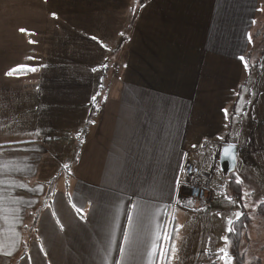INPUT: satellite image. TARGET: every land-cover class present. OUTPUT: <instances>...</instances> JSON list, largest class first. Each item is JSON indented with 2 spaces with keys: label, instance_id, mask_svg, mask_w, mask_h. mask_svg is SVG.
Returning <instances> with one entry per match:
<instances>
[{
  "label": "crops",
  "instance_id": "1",
  "mask_svg": "<svg viewBox=\"0 0 264 264\" xmlns=\"http://www.w3.org/2000/svg\"><path fill=\"white\" fill-rule=\"evenodd\" d=\"M263 5L0 0V39L27 46L0 57V264H221L224 246L179 236L173 257V232L215 199L186 197L185 168L199 163L210 190L225 145L245 199L264 201L249 183L264 177V82L256 101L248 88ZM18 66L38 71L9 77Z\"/></svg>",
  "mask_w": 264,
  "mask_h": 264
},
{
  "label": "rangeland",
  "instance_id": "2",
  "mask_svg": "<svg viewBox=\"0 0 264 264\" xmlns=\"http://www.w3.org/2000/svg\"><path fill=\"white\" fill-rule=\"evenodd\" d=\"M134 2L132 1L131 6L133 7ZM4 4L2 6V9H4ZM264 6V5H263ZM135 8L133 9L134 12ZM132 11V9H131ZM136 13V12H135ZM264 13V10H263ZM0 16H3V10H0ZM259 24L257 26V31H261V34L264 33V14H260V19H259ZM1 22V21H0ZM7 26V25H6ZM37 24L33 25L34 28H37ZM131 28V27H130ZM128 29L126 31L127 33H131V29ZM4 30V25L0 24V31ZM39 31H41V29H39ZM36 32V30L34 31ZM264 34H262L263 36ZM124 36V35H123ZM261 39L258 40V42H255V46L258 44H262L264 43V36ZM32 41L31 43L29 42L28 45H30L29 47L33 46L32 44H35L34 40H30ZM24 44V40H22V43H20V41H17L16 43H12V41H6L4 39H0V57L3 55V57H6L5 55L9 54L11 50H21L22 49H26L27 46L23 45ZM12 47V49H11ZM40 48V47H37ZM262 49V48H261ZM258 52H256L251 58H249V63L252 67V71H251V76L249 78V83H248V88L249 90H252V97L254 99V101H256L260 96V87L261 84L264 82V58L260 57V50H257ZM113 57V56H112ZM21 58L23 59V57H19L18 55L16 57H13L14 62L16 61V64L19 65L21 64ZM119 57H113L112 60L110 61V63L108 64V66L105 68H103V70H100L96 73L97 77H99V80L101 81V77L102 80H104V85H109L110 79L113 75V70L112 68H116V69H120L119 65H120V61L116 62V60H118ZM260 69H261V73H260ZM35 77L37 73H33ZM76 80L82 79V80H87L90 79V76L88 74V72H83L82 76L79 77V74L76 75L75 77ZM84 82V81H82ZM102 83H100L101 85ZM263 97H264V93H263ZM243 104L241 102H239L237 104V108H242ZM236 108V110H237ZM236 113H238L239 116V112L236 111ZM236 116V115H235ZM236 116V117H238ZM236 125V118L234 120V127ZM224 139H228V135L224 136ZM204 155V154H203ZM205 156V155H204ZM264 156H262L263 159ZM199 165V163H194ZM203 171V170H202ZM210 174V176L212 177V181H211V188L210 190L208 188V181L209 179L205 180V189L206 192L208 194V192H212L215 195V199H213V202L210 205H206L205 207H203L201 210L199 211H195V212H187L186 210H182L180 212L181 215H179V221L181 224L180 227V235L179 238L182 237V241L180 242V244H186V241L194 243L193 240H200V241H205V243L209 244V251L210 253H215L217 251V245H219L221 248L224 246L225 240L223 239L226 234L228 233L227 229L229 227L228 225V219H231L233 222L237 221L236 218V213H242V208L240 205V202L235 199L234 197H232L230 195V192L227 188V180L228 177H225L221 166H218L217 169L213 170H207ZM204 173V171H203ZM205 174V173H204ZM234 176L237 175V172L233 173ZM260 182V184H259ZM250 185L255 186L257 189L258 194L260 195H264V177H263V181H257L255 180V182L249 181ZM248 183V185H249ZM263 186V187H262ZM186 197L189 198L188 195V191L186 190ZM226 197H231L233 200L236 201V204H230L228 202V200L226 199ZM245 206L247 208V210L253 212L256 208V204L254 202L250 203V201L248 200L247 203H245ZM242 217V216H241ZM240 217V218H241ZM197 220L204 222L203 225H206V227L200 226L201 223H199ZM199 231V233L202 235V237L198 238L195 236V233ZM252 237L255 240H262V242H264V231H253L252 233ZM246 243L244 242V245ZM227 254V253H226ZM225 256V254L223 255ZM222 256V257H223ZM228 261L229 264H233L231 258L228 256ZM221 264H224V260L222 259ZM263 264H264V256H263Z\"/></svg>",
  "mask_w": 264,
  "mask_h": 264
},
{
  "label": "trees",
  "instance_id": "3",
  "mask_svg": "<svg viewBox=\"0 0 264 264\" xmlns=\"http://www.w3.org/2000/svg\"><path fill=\"white\" fill-rule=\"evenodd\" d=\"M147 0H140L143 6ZM260 31L257 32L259 34ZM258 36V35H255ZM18 72L16 74H21ZM237 177L230 174L227 180V188L230 195L240 202L242 208V217L233 222V232L227 233V242L224 243L223 255L228 254L233 264H263L264 242L255 240L252 237L253 231H264V201H258L253 212L247 210L245 203L248 201L244 197L243 184L236 183ZM179 236V229L173 232L172 245ZM244 242L246 243L244 245Z\"/></svg>",
  "mask_w": 264,
  "mask_h": 264
},
{
  "label": "snow or ice",
  "instance_id": "4",
  "mask_svg": "<svg viewBox=\"0 0 264 264\" xmlns=\"http://www.w3.org/2000/svg\"><path fill=\"white\" fill-rule=\"evenodd\" d=\"M53 17L55 18V14H53ZM20 31H21V32H25V33L27 32L26 29H21ZM121 35H123V34H121ZM93 39H95V37H93ZM31 42H32V41H30V43H31ZM239 59H240L242 62H244V68H245V70H247V69L249 68V65H248V63L245 61V58H244L243 56H240ZM103 67L106 68L107 65H103ZM25 70H26V71L33 72V73H35V72L38 71L37 68H28V69H25V68L22 67V66H18L16 69L11 70V71H8V72H7V75H8L9 77H11V76L14 75V72L18 73V72H23V71H25ZM92 71L95 72V71H98V69L93 68ZM101 80H102V77H101ZM37 91H39V89H37ZM99 95H100V93L97 92L95 95L92 96V101H93L94 106H95L96 97L99 96ZM97 110H98V109H97ZM223 111H224L225 120H227V119H228V116H229V112H228L227 109H223ZM236 111H237V112H240L241 109H240V108H237ZM93 123H94V121H93ZM226 126H227V125H226ZM37 135H39V133H37ZM220 138L223 139V137H220ZM82 142H83V141H82ZM193 147H195V145H194ZM235 147H236V146H235L234 144H228L226 147L223 148V154H224L225 158H229V157H232L233 159L235 158L234 155H233V149H234ZM64 167H65V168H68L69 166H68L67 164H65ZM183 170H184L183 167H181V171H183ZM236 183H240L239 178H237ZM176 185H177V188H179V186H180L179 178H177V180H176ZM226 199L228 200V202H229L230 204H233V205L236 204V201L233 200L231 197H226ZM177 203H180V201L177 200ZM133 207H134V206H133ZM75 211H76L78 214H82V210H81L80 208H76ZM242 215H243V213H239V212H237V213H236V218H237V220H239L240 217H241ZM128 220H129V222H131V220H132V216H131V215L128 216ZM228 225H229V227H228L227 231H228L229 233L233 232V228H232L233 221H232L231 219H228ZM123 235H124L125 240H127V237H128L127 232H124ZM164 239H165V240H168L169 237H168L167 235H165V236H164ZM223 239L225 240V242H227L228 237H224ZM121 251H123V249H121ZM221 251L223 252V249H221ZM175 254H176V248H175V246L173 245V247H172V255H173V257L175 256ZM162 256H163V254H162ZM222 259L224 260V264H229L227 254H225V256H223Z\"/></svg>",
  "mask_w": 264,
  "mask_h": 264
},
{
  "label": "built area",
  "instance_id": "5",
  "mask_svg": "<svg viewBox=\"0 0 264 264\" xmlns=\"http://www.w3.org/2000/svg\"><path fill=\"white\" fill-rule=\"evenodd\" d=\"M186 175V190L188 191L189 199L195 202H203L208 195L205 189L206 177L197 164H189L185 168Z\"/></svg>",
  "mask_w": 264,
  "mask_h": 264
},
{
  "label": "water",
  "instance_id": "6",
  "mask_svg": "<svg viewBox=\"0 0 264 264\" xmlns=\"http://www.w3.org/2000/svg\"><path fill=\"white\" fill-rule=\"evenodd\" d=\"M226 146L227 145H225L224 147H226ZM223 148L221 151L220 166H221V169H222L224 176L229 177V175L235 171V168L237 165L238 148L235 147L233 149V155L235 157L234 159L232 157L225 158V156L223 154Z\"/></svg>",
  "mask_w": 264,
  "mask_h": 264
}]
</instances>
